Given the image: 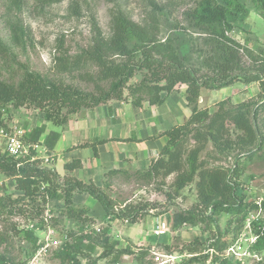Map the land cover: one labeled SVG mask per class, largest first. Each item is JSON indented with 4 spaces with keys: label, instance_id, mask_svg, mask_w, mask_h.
<instances>
[{
    "label": "rangeland",
    "instance_id": "374dc122",
    "mask_svg": "<svg viewBox=\"0 0 264 264\" xmlns=\"http://www.w3.org/2000/svg\"><path fill=\"white\" fill-rule=\"evenodd\" d=\"M196 1L63 0L59 3H45L42 0H0V39L14 54L13 59L0 58V80L17 85L24 76L25 68H28L40 74L47 82L72 85L88 93L95 92V83L88 80V73L96 77L95 67L89 68L87 72L60 74L56 69V58L60 55L74 57L80 54L92 44L99 33L102 38H110L114 30L113 20L119 16L127 18L139 27L135 32L141 45L160 50L158 44L172 39L176 41V45L179 44L187 51L188 59L193 64L200 66L210 51L206 44L208 38L191 29L185 20V13L195 7ZM241 3L250 11V15L241 27H237L229 35L243 46V50L240 51L243 57L242 65L257 72L264 65V13L257 8L253 0H241ZM15 20L24 28L23 47H17L13 42L12 22ZM142 79L143 75L138 74L129 85L135 87ZM201 93L205 96L201 95L199 108L207 109L211 114L218 110V104L223 101L228 102L227 107H237L262 100L257 83L236 82L221 90L202 89ZM137 98L142 100L141 107L134 104ZM147 101L145 95H132V92L125 90L123 101L111 100L98 107L84 109L72 115L62 129L71 128L82 114L104 111L106 115L107 110H110L111 115L118 113L126 116L137 108L152 107ZM183 102L187 106L185 97ZM189 110L187 106V112L191 115ZM187 120L188 118L186 120L180 118L178 123L183 125ZM114 122V125L117 124L116 120ZM5 124L7 129L17 127L25 136L35 127L52 128L44 120L42 112L30 107L20 109L9 107V112L5 114ZM256 125L260 138L264 140V115L259 117ZM25 136L24 140L29 146L30 143ZM231 136L233 140L236 138V134ZM44 140L42 138L41 145L31 147L28 154L35 152V159L42 160L43 165L48 168H54V163L58 164L57 157L45 148ZM257 148L255 146L249 149L257 151L252 161H243L238 195L245 196L247 201L257 202L260 209L249 215L240 230H235L234 217L224 213L214 218L217 221L215 225L206 221L173 232L172 215L179 210H189L198 203L196 186L198 178L178 195L173 187L175 175L168 178L159 176L146 179L143 174L149 166L130 167L119 169L120 173L109 178L105 176L108 171L93 173L86 183L92 182L105 190L118 207L127 204L157 207V210L149 209L139 223H122L116 220L110 225L101 205L88 194L87 200H81L80 204L74 205L77 210L85 212L81 221L68 218L64 206L55 200L49 201L45 206V212L34 220L11 215L0 208V255L9 258L12 264H70L67 258L57 253L62 250H67L72 256L76 255L80 264H206L192 262L191 254L184 248L197 238L207 244L208 239L219 229L223 234V241L229 244L227 248L238 244L239 251L246 254L243 262H239L235 257L228 258L231 263L258 264L264 259V250L259 252L252 249L255 244L252 245L251 240L254 235L256 236L254 225L264 227V209L261 207L264 201V145L260 151ZM249 150H234L219 156L209 142L201 154V160H205L207 166L231 167L238 153L242 152L243 158ZM91 151L86 150L84 154L88 155L90 152L91 155ZM6 153L5 139L0 136V155ZM57 168L60 173H64V176L60 175L61 180L66 175L78 179L74 175L75 172L71 174L65 172L61 163ZM82 174L84 169L77 172L80 178ZM22 195V192L15 189L13 179L0 174V196H11L16 199ZM37 206L38 204L29 205L28 208ZM208 215L209 212L205 216ZM32 226L35 235L41 241L34 254L29 239L23 232H19L31 230ZM158 226L167 230L162 238L153 235V230ZM50 229L55 231L51 240L57 244L46 249L45 240L49 237ZM166 246L171 249L167 250ZM226 249L220 257L218 256L219 258L226 256ZM161 254H176L179 258L171 261L162 258ZM256 255L258 257H255ZM166 261L169 262L165 263Z\"/></svg>",
    "mask_w": 264,
    "mask_h": 264
},
{
    "label": "trees",
    "instance_id": "16d2710c",
    "mask_svg": "<svg viewBox=\"0 0 264 264\" xmlns=\"http://www.w3.org/2000/svg\"><path fill=\"white\" fill-rule=\"evenodd\" d=\"M42 1L59 3L63 0ZM253 2L264 13V0ZM249 15L250 11L241 0L196 1L195 7L185 13V20L191 29L208 38L206 44L210 51L200 66L193 64L188 59L187 51L172 39L158 44L160 50L141 45L135 32L139 27L119 16L113 20L114 30L110 38H102L99 33L80 54L74 57L60 55L56 58V69L60 74L87 72L89 68L95 67L96 77L88 73V80L95 83V92L88 93L72 85L47 82L40 74L25 68L24 76L17 85L0 80V129L7 127L5 114L9 112V107L34 108L44 114L46 122L62 128L68 124L72 115L84 109H92L111 100L123 101L125 90L132 92V95H145L149 105L156 106L163 104L178 85H186V101L191 115L185 124L166 132L167 145L159 158L150 163L143 176L153 179L175 175L173 187L178 195L198 178V203L189 210H179L172 215L173 232L200 222L208 221L215 225L217 221L214 218L224 213L234 217L235 230H240L249 215L260 209L257 202L247 201L245 196L238 195L243 161L254 159L257 151L249 150L250 148L257 146L260 151L264 145L256 125L259 117L264 115V65L257 72L244 67L240 54L243 46L229 35L237 27H241ZM12 29L14 44L23 47V26L15 20L12 22ZM13 57L12 49L0 39V58L7 60ZM235 72L237 74H233ZM138 74L143 75L142 81L135 87L130 86V81ZM236 82L257 83L262 100L237 107H227L228 102L223 101L213 114L207 109L199 108L202 89L221 90ZM134 104L141 107V98H137ZM41 134V130H36L34 138L29 141L39 143ZM232 134H236L234 140ZM52 136L57 138L59 135L53 133ZM209 142L219 156L234 150L249 152L243 158L242 152L238 153L231 167L207 166L206 161L201 160V154ZM94 147L97 152L96 146ZM81 168V160H74L64 166L68 174ZM120 172L121 170H111L105 176L109 178ZM0 174L13 179L15 189L23 193L16 199L0 196V208L11 215L23 216L29 220L39 218L49 201L60 200L64 203L66 216L81 221L85 212L74 207L76 194H88L95 199L103 208L110 225L116 220L137 224L149 209L157 210V207L150 208L147 204L118 207L105 190L92 182L86 183L68 175L61 180L56 170L44 166L42 160L35 159V152L22 158H15L7 153L0 155ZM37 204L36 208H28L29 205ZM261 207L264 209V201ZM208 212L209 215L205 216ZM254 228L258 240L252 249L261 252L264 250V227L254 225ZM19 232H23L29 239L34 254L41 245L34 229ZM228 245L218 229L207 244L197 238L192 244L186 245L184 250L193 255L192 262L207 263L211 258V264H233L226 258H219ZM165 248L171 249L168 246ZM209 249L214 250L212 256L204 253ZM199 250L202 251L199 253ZM57 253L67 258L70 264H80L76 255L72 256L67 250ZM0 264L12 262L0 255ZM258 264H264V259Z\"/></svg>",
    "mask_w": 264,
    "mask_h": 264
},
{
    "label": "crops",
    "instance_id": "0c3cea01",
    "mask_svg": "<svg viewBox=\"0 0 264 264\" xmlns=\"http://www.w3.org/2000/svg\"><path fill=\"white\" fill-rule=\"evenodd\" d=\"M178 86L175 93H172L161 105L137 108L126 116L118 113L111 115L110 110H107L106 115L104 111L82 114L71 128L66 129L47 122L52 126L51 129L35 127L25 137L32 146L41 145L44 138L43 145L57 157L56 163H61L63 167L74 160H81L84 174L81 178L78 177L77 172L81 170L78 169L77 172L74 171V175L83 182L90 180L91 174L97 172L149 166L167 145L166 132L179 126L180 118L186 120L190 117V113L187 112L188 105L183 102V98H186L187 86ZM201 95L205 96L203 93ZM114 120L117 123L115 125ZM36 130H41L42 134L39 143L34 144L29 139L34 138ZM53 133L59 136L56 138L52 136ZM86 150H92L91 155L90 152L85 155ZM58 164L54 163L53 169H57L58 174L64 176V173L59 172ZM87 197V194H76L74 204H80L81 200L85 201ZM55 201L64 206L62 201Z\"/></svg>",
    "mask_w": 264,
    "mask_h": 264
},
{
    "label": "built area",
    "instance_id": "2783aa9c",
    "mask_svg": "<svg viewBox=\"0 0 264 264\" xmlns=\"http://www.w3.org/2000/svg\"><path fill=\"white\" fill-rule=\"evenodd\" d=\"M0 136H2L5 139L6 142V152L9 156L15 157V158H22L25 157L29 152V149L35 148L32 145H27L25 140H24V132H22L20 129H18L17 127H9V129L7 128H1L0 129ZM48 162V159H47ZM45 221H47V219H45ZM34 228V226H32V229ZM154 235L156 237H163L166 235L167 230L163 229L162 227L158 226L155 230H153ZM55 234V231L50 229L48 232L49 237L45 240V242H43V245L45 244V248H49L51 245L57 244L56 242H54L52 239L53 235ZM258 240V236L254 235L253 239L251 240L252 245H254ZM240 248L238 246V244H233L230 245L226 251H225V257L224 258H231V257H235L239 262H243V259L245 257V252H240L239 251ZM204 253H210L211 256L214 254V250L213 249H209L207 252ZM224 256V255H222ZM162 258H166L168 260H177L179 258V256H177L176 254H161ZM191 257H193V255H191ZM255 257H258L257 255ZM169 261H166L165 263H167ZM206 264H211V260H208Z\"/></svg>",
    "mask_w": 264,
    "mask_h": 264
}]
</instances>
